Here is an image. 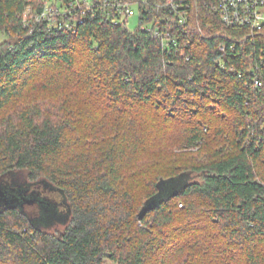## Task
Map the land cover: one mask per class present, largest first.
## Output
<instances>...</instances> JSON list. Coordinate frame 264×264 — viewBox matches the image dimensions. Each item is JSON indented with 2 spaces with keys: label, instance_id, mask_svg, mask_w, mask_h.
<instances>
[{
  "label": "trees",
  "instance_id": "obj_1",
  "mask_svg": "<svg viewBox=\"0 0 264 264\" xmlns=\"http://www.w3.org/2000/svg\"><path fill=\"white\" fill-rule=\"evenodd\" d=\"M46 1L0 0V264H264V26L194 0L164 43Z\"/></svg>",
  "mask_w": 264,
  "mask_h": 264
},
{
  "label": "built area",
  "instance_id": "obj_2",
  "mask_svg": "<svg viewBox=\"0 0 264 264\" xmlns=\"http://www.w3.org/2000/svg\"><path fill=\"white\" fill-rule=\"evenodd\" d=\"M147 1L144 0L145 3ZM201 4L211 14L218 15L221 23L226 27L248 28L250 33L247 38L264 26V0H205ZM45 5V11L38 16V21L47 20L50 25L68 29H73L78 23H82L88 14L95 16L98 10L104 13L102 16H105V19L113 23L128 22L129 18L137 14L134 2L129 0H67L60 3L48 0ZM193 5L194 0H159L154 5L156 13L170 12L173 14L171 23H168L164 16L158 17V15L150 20L146 19L149 10L145 9L144 13L139 12L140 27L153 32L164 43L176 42L172 29L175 24L183 27L189 21V9ZM157 20L164 25L169 24L166 32L155 27Z\"/></svg>",
  "mask_w": 264,
  "mask_h": 264
},
{
  "label": "rangeland",
  "instance_id": "obj_3",
  "mask_svg": "<svg viewBox=\"0 0 264 264\" xmlns=\"http://www.w3.org/2000/svg\"><path fill=\"white\" fill-rule=\"evenodd\" d=\"M53 0H51L52 2ZM56 2V0H55ZM59 3V2H58ZM135 9L137 11V14L131 18L128 19V27L131 29V30H136L137 28L140 27V19H139V8L137 6H135ZM28 16H32L33 14L30 13V9L28 10ZM34 18H36L35 15H33ZM4 36L1 35L0 36V40L3 39ZM40 192L42 195L44 196H49V198L51 199H54L56 197L55 194H53V192L51 190H49L48 188H43V187H40ZM66 217H67V212L66 210L64 211H57L56 214H54L52 216V221L53 222H59L58 225H54L53 228L50 230V231H53V232H56L57 230H60L61 228H63V225H61L60 223H64L66 221ZM108 264H114L113 262L111 261H108Z\"/></svg>",
  "mask_w": 264,
  "mask_h": 264
},
{
  "label": "water",
  "instance_id": "obj_4",
  "mask_svg": "<svg viewBox=\"0 0 264 264\" xmlns=\"http://www.w3.org/2000/svg\"><path fill=\"white\" fill-rule=\"evenodd\" d=\"M156 204H158V201L156 199L152 200L150 203H148L143 209L142 211L139 213V218L142 219L145 214L152 209Z\"/></svg>",
  "mask_w": 264,
  "mask_h": 264
}]
</instances>
